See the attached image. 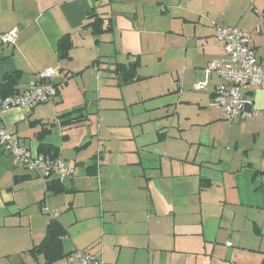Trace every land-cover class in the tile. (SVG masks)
Here are the masks:
<instances>
[{"label":"crops","instance_id":"crops-1","mask_svg":"<svg viewBox=\"0 0 264 264\" xmlns=\"http://www.w3.org/2000/svg\"><path fill=\"white\" fill-rule=\"evenodd\" d=\"M94 15L108 32L87 27ZM217 26L251 33L264 66V0H0V35L19 29L16 44L0 50V89L15 71L23 75L20 92L45 68H60L68 78L52 102L0 112V122L30 150L42 154L40 145H51L75 169L71 180L55 179L65 191L54 194L53 179L14 157L18 164L3 166L0 264H46L32 250L52 219L67 231L66 254L88 251L102 264H264V118L223 120L213 109L221 83L215 74L206 90L194 89L207 80L211 62L226 59ZM65 36L72 49L63 60L57 48ZM136 61L137 81L167 79L172 89L148 100L127 98L115 69ZM188 85L194 95L186 94ZM244 92L253 108L264 109L263 88ZM194 103L204 115L193 123L198 132L158 133L153 148L126 126L101 127L108 114L127 115L131 123L128 105L178 115ZM74 111L82 123L63 126L60 117ZM52 115L61 140L53 139Z\"/></svg>","mask_w":264,"mask_h":264},{"label":"built area","instance_id":"built-area-1","mask_svg":"<svg viewBox=\"0 0 264 264\" xmlns=\"http://www.w3.org/2000/svg\"><path fill=\"white\" fill-rule=\"evenodd\" d=\"M19 29L13 28L0 35V50L5 45H15ZM216 38L222 44L226 59L213 61L205 69L207 80L194 86L196 91L208 87V78L215 74L221 83L216 86L214 102L225 121L238 122L250 118H264V109L253 108V101L244 92L249 86L264 89V66L258 61L251 45L252 34L238 27H216ZM0 55V62H1ZM59 80V81H57ZM68 82L60 68H45L33 76L26 89L18 94L0 99V112L13 108L35 109L52 102L59 86ZM0 148L13 156L30 172L46 180H71L75 169L60 158L33 154L21 140L7 131L0 122ZM230 246L231 244L228 243ZM68 260L70 264H102L100 258L88 251L77 250Z\"/></svg>","mask_w":264,"mask_h":264},{"label":"rangeland","instance_id":"rangeland-1","mask_svg":"<svg viewBox=\"0 0 264 264\" xmlns=\"http://www.w3.org/2000/svg\"><path fill=\"white\" fill-rule=\"evenodd\" d=\"M139 78L136 79V81L127 84V85H122V87L124 86L125 88V94L127 96V98H131V99H135V97H143L144 99H149L150 95H155V93H159L157 91H167V89H172L170 85L166 84V80H139L137 81ZM179 85V84H178ZM177 86H174L173 90L171 91H175L177 88ZM115 86V85H114ZM155 87H158V89L153 92V90L155 89ZM117 90L121 89L119 87H115V94H117ZM185 91L187 92L186 94L189 96L190 94H195L196 91H194V89L191 87V85L187 86V88H185ZM201 93H196V94H202ZM120 95V94H119ZM174 95V94H173ZM176 96V95H175ZM187 97V96H186ZM122 104V103H120ZM144 104V103H143ZM143 104H141L142 106H137V105H128L129 110L126 112V110H124L126 113L130 112L131 115V123L129 122L128 116L124 115L123 117H121L122 115L117 113L112 114V115H105L106 119L104 121H102L103 123L101 124L103 131H106V129H108L109 125L112 126L114 125L116 128H118L116 131L117 132H121L122 127L126 126L127 130H124L125 132H127L128 134H140L143 137V143H147V144H154L152 146L155 147V144L157 143V137H158V133L160 134H168V135H176V134H185L184 136L188 135V134H193L198 132L197 128L195 125L193 126V123H196V121H199V119H203L204 115L199 113L198 106L196 105V103L194 104H183L179 109L178 112L179 114L173 115V109H162V110H151L149 107L150 106H143ZM124 107V106H123ZM171 108V107H170ZM24 109V108H22ZM215 110H218L217 107L213 108ZM29 110V112H31V109H27ZM34 115V114H33ZM126 120H125V119ZM56 118L53 117L52 115V123H55L56 126L53 127L54 131H53V139L57 136L58 140H61V133H60V126L57 125V121L55 120ZM142 119L144 120L142 123H140V121H142ZM54 120L56 122H54ZM28 122V121H27ZM26 123V121H25ZM94 126H97V119L94 120ZM140 123V124H138ZM26 127V129L28 130L29 127L28 126H24ZM115 129V128H114ZM143 131V132H142ZM114 132V131H113ZM144 133V134H143ZM114 134H116L114 132ZM118 135V134H116ZM17 136V135H15ZM182 136V137H184ZM111 137V136H110ZM109 139V138H108ZM108 139H106L107 142ZM57 140V139H56ZM74 142V141H73ZM72 142V145H74ZM33 152V154H36L37 152L32 149L31 150ZM8 154V153H7ZM1 155V150H0V176L3 178V173L4 172V168L3 166H7V167H11L12 163L15 161L17 164L18 162L11 157L9 154L8 155ZM36 174V173H35ZM37 175V174H36ZM0 178V179H2ZM44 180V179H43ZM68 260V259H67ZM69 263V261H68Z\"/></svg>","mask_w":264,"mask_h":264},{"label":"trees","instance_id":"trees-1","mask_svg":"<svg viewBox=\"0 0 264 264\" xmlns=\"http://www.w3.org/2000/svg\"><path fill=\"white\" fill-rule=\"evenodd\" d=\"M93 18L94 20L87 26L91 28L93 34L101 35L102 33H106L110 30V28L104 30V20L102 18H99L97 15H94ZM71 49H72V42L70 37L69 36L63 37L58 43L57 52L59 54V57L63 60L69 59ZM137 63L138 62L136 61L128 65H118L116 67L115 72L119 75L120 86L130 84L136 80L135 72L137 69ZM22 76L23 75L20 71H15L12 73H8L4 77L0 89L1 98H5L20 93L18 86L21 82ZM74 113L75 111L60 117L63 126L78 125L82 123L83 120L82 118L72 117ZM48 132H49L48 130H44L41 133L42 134L41 138ZM39 152L44 155L58 158V150L52 147L51 145L41 144L39 147ZM48 188L54 194H59L65 191L63 185H61V183L55 179H53L49 183ZM66 235H67V231L62 226V224L57 219H52L48 224L44 240L41 242L40 245L35 247L32 250V252L35 253L36 255H42L46 264H56L59 261L71 255V254H66L63 249V239L65 238Z\"/></svg>","mask_w":264,"mask_h":264}]
</instances>
